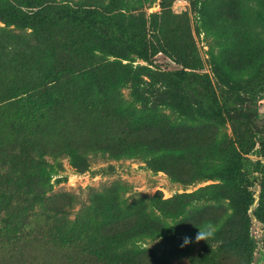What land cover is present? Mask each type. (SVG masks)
Masks as SVG:
<instances>
[{"label": "rangeland", "instance_id": "obj_1", "mask_svg": "<svg viewBox=\"0 0 264 264\" xmlns=\"http://www.w3.org/2000/svg\"><path fill=\"white\" fill-rule=\"evenodd\" d=\"M58 1L76 13L59 10L62 21L47 28L48 31L56 39L68 40L67 30L71 27L69 24H73L72 20L87 18L89 12L98 13L104 20L97 19L90 24L75 22L82 24L79 28L86 37H90V42L93 36L89 32L100 33L103 38L112 40L102 53L108 60L124 59L121 50L125 44H117V40H121L118 26L123 25L125 30H138L135 28L140 24L138 18L146 19V28L151 27L149 16L164 19L165 51L147 60L129 54L126 55L128 61H123V64L128 62L133 67L147 68L156 76L153 80L145 78V85L140 90L122 89V105L127 112L138 111L144 119L163 113L179 124L186 122V126L177 129L181 141L204 138L214 128L212 120L183 114L171 101L159 100L155 90L174 84L192 95L199 89L195 76L207 77L218 103L227 111L224 130L245 154L242 181L249 187L254 200L248 211L249 225L246 230L239 227L238 214L229 200H215L210 195L200 194L187 202L177 219L168 220L173 232L170 236L145 239L129 246L130 251L138 253H134L129 263L105 262L98 258L92 249H100V242L114 231L110 226L104 231L99 227L102 218L96 206L100 198L114 195L127 204L137 198L150 200L156 197L166 201L178 195H191L218 182L204 179L199 165L193 162L165 164L161 158L154 159L145 151L130 158L96 153L93 148L99 145L142 148L156 141L158 147H164L166 142L160 139L159 131L151 125L131 126L116 112L117 106L80 105L78 93L63 81L53 89L56 104L41 110L40 119L34 121L35 140L31 143L32 149L26 153L21 146L25 138L11 130L14 122L20 120L25 112L22 108L24 102L17 100L22 96L14 97V94H21L22 89L35 88V93L42 90V62L34 50L36 42L28 36L31 30L5 27V18H1L0 28L5 27L10 36L0 39V186L9 201V209L4 208V212L18 214L20 220L24 217L26 220L15 237L7 239L0 235V264H153L151 251L160 256L175 245L187 248L188 253L172 259L170 264H264V225L253 215L264 188V64L259 78L242 84L239 91L215 77L210 65L211 54L217 52L214 34L220 36V42L234 52L239 50L236 48L264 45V0H152L150 6L142 3L145 0H124V6L120 7H113V0ZM7 3L12 4L14 0H0L1 5ZM89 5L92 7L87 8ZM131 7L136 13L131 12ZM116 9L125 17L140 16L120 20L114 11ZM206 29L213 36L206 34ZM47 36L43 34L44 38ZM182 44L196 61L189 62L187 67L184 62L191 60L190 57L176 56L179 63L172 57ZM176 72H185L188 76H175L172 80L160 76ZM38 102L41 106L45 99ZM167 139L171 140L170 137ZM67 142L80 158L77 165L72 164L62 149ZM31 159L52 170V187L46 198L52 197L58 204L68 206L66 214L55 220H45L42 206L33 203L32 197L26 196L24 191L17 192L12 187L22 174L29 171L30 164L26 160ZM33 180L31 177L27 182ZM150 210L158 214L154 205ZM200 218L219 219L218 228L211 227L214 232L212 238L204 241L199 237L195 239L198 233L186 235L191 242L181 246L185 236H177L176 226ZM74 220L79 223L80 231L71 242L64 244L59 238ZM228 232L247 240L252 248L251 259L228 247L224 239L230 234Z\"/></svg>", "mask_w": 264, "mask_h": 264}, {"label": "trees", "instance_id": "obj_2", "mask_svg": "<svg viewBox=\"0 0 264 264\" xmlns=\"http://www.w3.org/2000/svg\"><path fill=\"white\" fill-rule=\"evenodd\" d=\"M61 2L58 0H14L12 4H0V19L5 18V27L31 30V34L28 36L36 42L34 50L42 62L43 74L40 78L42 90L35 93V88L22 89L20 90L21 94L18 92L14 94V97L22 96L17 100L19 103L24 102L22 108L25 109V112L20 120L14 122L11 130L25 138L21 142V146L26 153L35 140L36 134L32 128L34 121L40 119L39 112L41 110L56 104L52 96L53 89L63 81L67 87L78 93L77 101L80 105L117 106L116 112L131 126L151 125L159 131L160 139L166 142L164 147H158L156 141L151 146L142 148L122 145L111 148L108 145H99L93 148L96 153L111 154L115 158H130L134 155L140 156L145 151L148 156L154 159L161 158L165 164L182 161L193 162L199 165L200 173L204 179L218 182L191 195H178L166 201L156 197L150 200L137 198L133 203L127 204L114 195L100 198L96 206V210L102 218L99 227L104 231L105 227L110 226L114 231L100 242V249L98 247L96 250L92 249L93 253L105 262L109 260L111 262L129 263L135 253L128 249L129 246L145 239L170 236L173 232L168 220L177 219L187 202L200 194L210 195L215 200H229L238 214L239 227L246 230L249 225L248 211L254 200L249 187L242 181L241 173L246 162L245 154L243 149L224 130V116L227 111L222 109L218 103L207 77L195 76L199 89L192 95L187 94L180 86L174 84L155 90L159 100L162 102L165 99L171 101L183 114L193 118L212 120L214 128L204 138L194 141H181L177 129L186 126V122L179 124L174 119L170 120L163 113L156 114L155 118L144 119L138 111L127 112L122 105L124 104L120 94L122 89L137 88L140 90L145 85L143 81L145 78L153 80L156 76L147 68L133 67L128 62L123 64V61H128L126 55L129 54L147 60L165 51L166 23L164 19L156 15L149 16L151 27L146 28L147 21L145 19V23L143 17L138 18L140 14L125 17L124 14L118 12V9L114 10L120 20L134 17L140 20V24L139 27H135L138 30H125L123 25H116L121 37V40H117V44L121 46L125 44V48L121 50L124 59L108 60L104 58L102 53L105 48L112 44V40L103 38L100 33L89 32V35L93 36V41L90 42L88 41L90 37H86L79 28L82 24L75 22L90 24L97 19L104 20L98 13L89 12V17L81 20L71 19L73 24H69L71 27L67 30L66 37L68 40L56 39L52 32L48 31L50 27L56 26L62 21L59 10H66L70 14L76 13L66 9V6ZM152 2V0H145L142 3L150 6ZM124 3V0H113L112 5L113 7H120L124 6ZM91 7L89 5L87 8ZM131 12L136 13V10L131 7ZM77 25L79 26L74 27ZM5 27L0 28V39L10 36V32ZM206 27L204 26V28ZM205 32L213 36L208 29ZM45 33L48 35L46 38L43 37ZM214 37L213 40L216 42L214 46L217 52L211 54L210 65L215 77L223 80L235 91H239L242 84L251 83L259 78L261 67L264 64V45L257 48H236L239 50L234 52L220 42V36L214 34ZM223 37L226 38V34H223ZM124 38L126 39L125 43ZM247 45L249 46V44ZM183 55L191 58L182 44L176 48L172 57L175 62L179 63L180 60L176 56L183 58ZM191 61L194 62L195 60L191 58V60L185 61V67ZM197 65H199L198 60ZM185 67L183 68L187 69ZM160 76L172 80L175 76L183 78L187 77L188 74L176 72L175 74L167 73ZM191 84L192 81L190 80L189 85ZM35 98L36 101H33ZM43 99H45V103L40 106L38 101ZM168 137L171 140L167 139ZM64 145L66 146L63 147ZM63 146L62 149L70 157L72 164L77 165L80 158H78L75 148L68 142ZM26 161L30 164L28 166L29 171L22 174L12 187L17 192L24 191L26 196L32 197L33 203L41 205L42 217L45 220H55L65 215L68 206L58 204L52 197L46 198V194L52 187L50 184L51 168L42 167L40 163L38 164L32 159ZM31 177L34 178L33 182H27ZM2 189L0 186V191ZM6 197L4 191H1L0 235L3 238L11 239L15 237L18 228L24 226L23 223L26 219L24 217L23 220H20L18 214L4 212V208L9 207V201ZM151 205L155 206L158 214L150 210ZM3 213L4 215H2ZM253 215L264 225V188H262L261 199ZM218 223L219 219L200 218L191 223L178 224L175 232L177 236L196 234L199 231H205L209 226L218 228ZM70 224L71 227L59 238L64 244L71 242L73 236L80 231L77 220ZM228 233L232 234L231 232ZM230 234L224 237L228 247L243 252L246 258L251 259L252 248H250L247 240ZM155 252L154 250L150 252L153 264H170L172 259L187 254L188 250L185 247L181 248L175 245L160 256Z\"/></svg>", "mask_w": 264, "mask_h": 264}, {"label": "clouds", "instance_id": "obj_3", "mask_svg": "<svg viewBox=\"0 0 264 264\" xmlns=\"http://www.w3.org/2000/svg\"><path fill=\"white\" fill-rule=\"evenodd\" d=\"M213 235H214V232L211 230V227L209 226L205 231H199L195 239L197 240V238L199 237L200 240L206 241L207 239L212 238ZM190 242H191L190 238L185 236L182 239L181 246L187 245Z\"/></svg>", "mask_w": 264, "mask_h": 264}]
</instances>
